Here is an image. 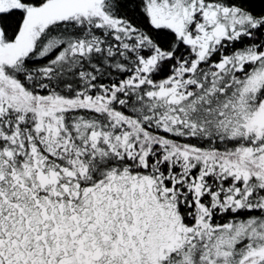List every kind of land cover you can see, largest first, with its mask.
<instances>
[{
  "label": "snow or ice",
  "instance_id": "obj_1",
  "mask_svg": "<svg viewBox=\"0 0 264 264\" xmlns=\"http://www.w3.org/2000/svg\"><path fill=\"white\" fill-rule=\"evenodd\" d=\"M0 264H264V0H0Z\"/></svg>",
  "mask_w": 264,
  "mask_h": 264
}]
</instances>
